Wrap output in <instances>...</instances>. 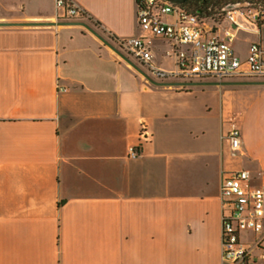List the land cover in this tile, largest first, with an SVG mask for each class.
Returning a JSON list of instances; mask_svg holds the SVG:
<instances>
[{
  "label": "crops",
  "instance_id": "0c3cea01",
  "mask_svg": "<svg viewBox=\"0 0 264 264\" xmlns=\"http://www.w3.org/2000/svg\"><path fill=\"white\" fill-rule=\"evenodd\" d=\"M74 1L115 48L141 35L136 0ZM30 23H57L55 0H0V24ZM168 53L153 41L156 65ZM241 87L239 107L220 86L157 87L79 25L0 27V264H223V177L264 188V85Z\"/></svg>",
  "mask_w": 264,
  "mask_h": 264
},
{
  "label": "built area",
  "instance_id": "2783aa9c",
  "mask_svg": "<svg viewBox=\"0 0 264 264\" xmlns=\"http://www.w3.org/2000/svg\"><path fill=\"white\" fill-rule=\"evenodd\" d=\"M136 6L141 35L115 39L114 43L152 80L159 83L264 81L263 5L228 7L217 21L202 20L182 5L166 0H136ZM55 9L57 23L95 25L92 16L74 0H55ZM225 22L229 28L223 27ZM241 30L259 36L249 45L246 57L234 48L237 32ZM154 40L163 41L171 49L167 55L173 59L172 68H161L154 63ZM230 123L232 127L225 139L237 153L241 151L242 133L235 118ZM139 137L143 141L152 137L145 123ZM128 157L138 159L140 147H130ZM253 180L250 172L240 170L226 174L221 181L223 264H264V188L254 185ZM245 234L252 239L245 242Z\"/></svg>",
  "mask_w": 264,
  "mask_h": 264
},
{
  "label": "water",
  "instance_id": "95a60500",
  "mask_svg": "<svg viewBox=\"0 0 264 264\" xmlns=\"http://www.w3.org/2000/svg\"><path fill=\"white\" fill-rule=\"evenodd\" d=\"M170 3L183 5L187 0H166ZM54 25H79L83 26L97 36L106 46L111 48L116 54H118L125 62L131 65L137 72L143 75L151 84L157 87H174V88H189L195 86H252V85H264V81H243V82H191V83H159L149 78L134 62L127 58L122 52L115 48L110 42L104 39L96 31L83 23H30V24H0V27L18 26V27H47Z\"/></svg>",
  "mask_w": 264,
  "mask_h": 264
},
{
  "label": "trees",
  "instance_id": "16d2710c",
  "mask_svg": "<svg viewBox=\"0 0 264 264\" xmlns=\"http://www.w3.org/2000/svg\"><path fill=\"white\" fill-rule=\"evenodd\" d=\"M263 5L264 0H187L182 8L202 20L217 21L228 7Z\"/></svg>",
  "mask_w": 264,
  "mask_h": 264
},
{
  "label": "rangeland",
  "instance_id": "374dc122",
  "mask_svg": "<svg viewBox=\"0 0 264 264\" xmlns=\"http://www.w3.org/2000/svg\"><path fill=\"white\" fill-rule=\"evenodd\" d=\"M245 45L243 44H240V43H237L235 45L236 49H240V48H244ZM252 81V80H251ZM230 82H243V81H230ZM222 88H224L223 91L225 90H235L234 92L237 94L236 98L234 99V103L236 106L239 107V104H240V100L241 98H244L246 95H248L249 93L253 92V89H247V88H242L241 86H220ZM239 88H242V89H239ZM239 89V90H237ZM197 91V90H194V92ZM203 100H205V97H203ZM208 110L209 109H212L214 110L215 109V106L213 105V103L211 102V100L209 101V104H208ZM233 119V118H232ZM231 119V120H232ZM237 122V121H236ZM252 239V236L251 235H243V240L246 242L250 241Z\"/></svg>",
  "mask_w": 264,
  "mask_h": 264
}]
</instances>
